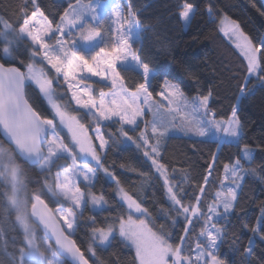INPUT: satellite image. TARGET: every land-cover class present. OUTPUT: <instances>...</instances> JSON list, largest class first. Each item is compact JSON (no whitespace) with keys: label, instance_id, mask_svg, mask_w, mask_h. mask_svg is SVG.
Returning <instances> with one entry per match:
<instances>
[{"label":"snow or ice","instance_id":"6c2138e0","mask_svg":"<svg viewBox=\"0 0 264 264\" xmlns=\"http://www.w3.org/2000/svg\"><path fill=\"white\" fill-rule=\"evenodd\" d=\"M178 7V19L185 26L200 10L193 0H183ZM98 8V4L88 0H73L61 14H53L39 0H24L16 9L19 20L14 24L0 19V60L4 61L0 63V134L8 145L5 147L4 141H0V178L8 186L5 195L14 216L0 219V264H5L4 257L8 264H63L57 259L58 253L70 256L72 264H89L85 252L97 257V247L103 249L117 237L125 247L135 249L132 264H229L222 248L230 237L228 247L240 257L239 264H264V253L257 257L254 239L258 236L264 241V215L255 226L241 220V227L252 234L243 246L229 231L245 178L264 183V168L258 171L253 166L256 150L244 145L224 165L225 175L219 188L218 176L209 180L213 175L211 167L200 178L202 185L193 184L190 174L180 179L177 174L169 175L175 170L163 159V144L172 131L207 137L215 130L237 138L240 147L243 130L238 107L231 109V119L218 121L209 110L212 92L199 91L198 79L194 83L195 95L167 80L163 90L154 87L157 75L132 43L133 30L144 31L136 14L131 10L125 14L118 6L112 8L115 22L102 36ZM214 9L212 0H208L209 17ZM220 25L244 57V79L235 77L243 98L253 76L264 84V38L254 42L227 16L220 20ZM97 38L105 43L91 55L78 50L79 43L91 44ZM22 44L27 45L29 55L21 56L17 51ZM129 62L140 69L138 83L129 84L122 74L125 69L120 66ZM89 77L107 81L108 92L100 89L97 94ZM33 85L52 118L34 102L30 103ZM189 111L190 117L181 114ZM149 114L151 120L147 119ZM165 114L179 119L169 122ZM210 115L213 119H209ZM88 116L95 121L94 134H89ZM113 124L117 127L106 139L102 129H110ZM62 131H66L67 142ZM109 140L113 141L111 145ZM125 141L134 144L150 160L156 179L163 180L161 186L166 190L170 211L175 210L174 216L169 217V226L181 228L178 240L162 227L153 231L148 226V209L121 186L116 172L105 166L106 157L102 159L100 151H111L115 144ZM260 151L264 152V146ZM89 161H95V165L90 166ZM29 168L37 169L32 191L25 183ZM100 174L115 185L120 215H105L113 204L104 192L94 190ZM185 183L189 185L187 189ZM209 185L206 193L205 186ZM89 206L93 211L100 210L101 218L88 216V243L82 251L73 237ZM181 217L182 226L178 223ZM37 223L43 225V236L36 234ZM17 232L18 236L13 235ZM93 264L103 262L97 257Z\"/></svg>","mask_w":264,"mask_h":264},{"label":"trees","instance_id":"16d2710c","mask_svg":"<svg viewBox=\"0 0 264 264\" xmlns=\"http://www.w3.org/2000/svg\"><path fill=\"white\" fill-rule=\"evenodd\" d=\"M109 0H88V2H106ZM24 0H0V19L15 23L19 16L15 15L16 9ZM46 6L48 11L53 14H61L69 3L73 0H39ZM126 13L133 11L140 25L144 29L140 31L139 40L134 44L142 56V59L149 62L157 75V82L154 87L163 90L164 81L177 83L186 93L196 94L197 89L194 83L198 79L199 91L211 90L212 97L209 101V110L215 114L219 121H226L231 118V109L238 107V116L241 120L243 137L240 140V147L237 143L223 142L218 140H208L193 138L188 136L168 135L163 144V159L167 162L170 169H174L177 178H183L187 173L193 177L192 183L203 184L201 177L207 174V167L213 169V175L209 180L219 177L216 187L219 188L220 180L224 178V165L229 164L236 157L244 145L254 148L255 162L254 167L260 171L264 168V152L260 147L264 146V84L258 82L256 77H252L248 87L247 95L243 98L237 90L238 81L236 76L244 79V68L242 61L243 55L239 50L227 40L223 35L220 20L227 16L239 24L242 32L254 42L264 38V5L261 0H212L215 9L213 16L209 17L206 12L208 0H193L200 5V10L195 18L185 29L183 21L178 19L179 5L183 0H116ZM107 24L103 26V35L107 34ZM105 43L101 39L100 43L90 51L78 48L79 51L91 55ZM3 41L0 40V51H2ZM27 45L18 46L17 51L21 56H27ZM3 63V60H0ZM30 62V61H29ZM11 65L15 61H10ZM122 73L129 84L138 83L141 79L140 71L133 68H124ZM26 69H22L25 71ZM50 70V69H49ZM94 89H102L107 92L109 85L99 81H91ZM250 90V91H249ZM30 103H35L41 110H45V115L52 118V112L47 110V105L41 102L38 89L33 85L30 93ZM151 114L147 119L151 120ZM87 123L89 130L94 129L93 124ZM113 124L110 129H102L105 138L116 129ZM123 139V138H121ZM0 141H4V146H8L2 134ZM113 143L109 140V144ZM105 166L114 170L124 187L133 198H139L150 213L151 220L148 221L149 227L153 231L163 228L173 234V238L178 240L181 228L170 227L169 217L174 216V209L166 198V190L161 186L163 180H157L150 160L137 150L135 145L125 141L115 144L111 151L106 150L102 159ZM215 158V161H213ZM123 165V167H121ZM94 166V164H92ZM130 169H135L132 171ZM37 169L29 168V175L25 179L29 190H34ZM144 173V175H140ZM225 183H227L225 181ZM188 183L184 187L188 188ZM211 185L205 186L206 193L209 192ZM114 183L105 178L103 174L97 177L95 191L104 192L112 202L113 207L105 212L114 216L120 215L118 209L121 207L117 195L114 191ZM8 186L0 178V219L7 215L14 219L9 210L7 197L5 195ZM202 199L204 197H201ZM47 202V201H46ZM239 207L233 214L230 221L229 231L231 236L239 239L241 246L247 243L252 234L241 227V220L247 221L255 226L257 221L264 215V183L253 177H246L243 191L238 196ZM124 207H126L124 205ZM99 212L93 211L89 206L85 216L79 221L80 228L74 234L73 239L83 251L88 243L86 233L90 231L85 225L88 223V216L96 215L100 219ZM183 217L178 223L182 226ZM37 225V224H36ZM38 226V225H37ZM39 227V226H38ZM40 234H44L39 228ZM19 235V233H13ZM255 249L257 257L264 253V241L255 237ZM231 237L222 248V254L227 257L229 264H239L240 257L229 250L228 244ZM135 250L124 246L123 241L117 237L109 246L101 249L97 247V257L103 264H132ZM85 257L93 264L97 257H91L85 252ZM8 264L7 258H3ZM29 264H36L30 261ZM63 264H69L63 260Z\"/></svg>","mask_w":264,"mask_h":264},{"label":"rangeland","instance_id":"374dc122","mask_svg":"<svg viewBox=\"0 0 264 264\" xmlns=\"http://www.w3.org/2000/svg\"><path fill=\"white\" fill-rule=\"evenodd\" d=\"M95 4H98L99 5V8L97 9V11H98V14H99V17H100V20H101V22H103V26H105L106 24H107V27H109V25L110 24H112V23H114L115 22V16L112 14V12H111V9L112 8H114V7H119L120 9H121V11L123 12V13H125V14H127L118 4H116L117 2H116V0H109V1H106V2H94ZM230 19V18H229ZM231 20V19H230ZM233 21V20H232ZM189 25V24H188ZM188 25L187 26H185L184 25V27H185V29H187L188 28ZM221 26V25H220ZM240 28V27H239ZM240 31H242L241 30V28H240ZM115 33V28H113V34ZM222 33H223V35L227 38V40L229 41V42H231L235 47H236V42L230 37V35H226L223 31H222ZM102 35H103V31H102ZM139 37H140V29H134L133 30V33H132V43H133V47H134V44L139 40ZM100 41H101V39L100 38H97V40L94 42V43H91V44H84V43H79L78 44V48H82V49H84V50H86V51H90L91 49H93L95 46H97L99 43H100ZM237 48V47H236ZM238 50H239V52L241 53V51H240V49L239 48H237ZM242 54V53H241ZM243 55V54H242ZM37 59H39V58H37ZM121 68H133V69H136V70H138V71H140V69L139 68H137L136 67V65L134 64V63H132V62H129V63H127V64H125V65H121L120 66ZM253 77H255V76H253ZM89 81L91 82V81H99V82H101V83H103V84H106V85H108V82L107 81H102V80H100L99 78H96V77H89ZM170 83V82H169ZM91 88L93 89V90H95L94 89V87H93V85L91 84ZM163 89H164V86H163ZM108 92V91H107ZM211 113V112H210ZM182 115H187V116H191V112L189 111V112H187V113H184V112H182L181 113ZM165 116H166V120L167 121H172L173 119H176V120H178L179 119V116H177V117H173L171 114H165ZM89 117V119H90V121H89V124H94L95 123V121L94 120H92V118H91V116H88ZM209 119H213V117L210 115L209 116ZM216 119V118H215ZM231 119V118H230ZM219 121V120H218ZM103 123V122H102ZM88 129H89V127H88ZM94 129H92V130H89V134H94ZM62 135H64L65 136V139H66V142H67V134H66V131H62ZM169 135H178V136H187V135H184L182 132H179V131H172V132H170L169 133ZM188 137H193V138H201V139H208V140H218V141H220L221 143H223V142H229V143H237V138H232V137H230V136H228L227 134H221L220 132H217V131H215V130H212L211 132H210V134L207 136V137H197V136H188ZM95 143H99L98 141H95ZM129 143H131V142H129ZM5 147H7V146H5ZM105 152H106V150H101L100 151V155H101V158H102V156L105 154ZM89 164H90V166H92V164H94L95 165V161H89ZM48 196L49 197H51V193H49L48 194ZM51 199H55V197H51ZM126 206V205H125ZM91 207V206H90ZM92 209V208H91ZM96 212H98V211H100V210H95ZM134 219L136 218L135 216L133 217ZM146 222H148L147 220H146ZM148 226H149V224H148ZM34 227H35V230H36V234H37V236L38 237H40V236H43L44 234H40V231H39V227L35 224L34 225ZM54 247V246H53ZM134 249V248H133ZM135 250V249H134ZM46 257H48V258H51L50 257V253H46ZM57 259H60L61 261H63V259L59 256V254H58V256H57Z\"/></svg>","mask_w":264,"mask_h":264},{"label":"water","instance_id":"95a60500","mask_svg":"<svg viewBox=\"0 0 264 264\" xmlns=\"http://www.w3.org/2000/svg\"><path fill=\"white\" fill-rule=\"evenodd\" d=\"M262 1V3H263V5H264V0H261ZM1 63V62H0ZM27 90V89H26ZM2 136H3V134H2ZM3 138H4V136H3ZM5 139V138H4ZM37 225L39 226V228H41L42 230H43V225L42 224H39V223H37ZM43 232H44V230H43ZM45 234V233H44ZM52 243H53V246L54 247H56V245L54 244V238H53V241H52ZM59 254V253H58ZM59 256L64 260V261H66V262H68L69 264H72V258L70 257V256H67V255H60L59 254ZM85 259H87L86 257H85ZM89 261V260H88ZM89 264H91V262L89 261Z\"/></svg>","mask_w":264,"mask_h":264}]
</instances>
